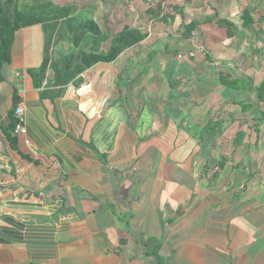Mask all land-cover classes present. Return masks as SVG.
Instances as JSON below:
<instances>
[{
  "label": "crops",
  "instance_id": "1",
  "mask_svg": "<svg viewBox=\"0 0 264 264\" xmlns=\"http://www.w3.org/2000/svg\"><path fill=\"white\" fill-rule=\"evenodd\" d=\"M100 1L15 7L0 264H264V0Z\"/></svg>",
  "mask_w": 264,
  "mask_h": 264
},
{
  "label": "trees",
  "instance_id": "2",
  "mask_svg": "<svg viewBox=\"0 0 264 264\" xmlns=\"http://www.w3.org/2000/svg\"><path fill=\"white\" fill-rule=\"evenodd\" d=\"M8 3L12 2V0H7ZM49 15L45 12H35L25 10L20 13H16L13 16L9 15V13L3 8L2 2L0 1V82L2 81L1 69L4 65L9 64L10 62V49L13 43L14 34L16 31L37 24L40 21H46L48 18H61L62 16H67L66 14L55 15L48 17ZM225 27H227L229 37L233 36L234 28L229 23H224ZM123 35L119 34V39L124 37V31H122ZM142 39L141 35H134L130 41L137 42ZM125 46V45H123ZM120 51V47L118 48ZM264 88V83L258 88V92L262 91ZM17 104L16 96L13 97V110Z\"/></svg>",
  "mask_w": 264,
  "mask_h": 264
},
{
  "label": "rangeland",
  "instance_id": "3",
  "mask_svg": "<svg viewBox=\"0 0 264 264\" xmlns=\"http://www.w3.org/2000/svg\"><path fill=\"white\" fill-rule=\"evenodd\" d=\"M2 2L3 8L13 16L15 14V7L18 6V9H21L23 5L30 4L34 0H12L8 3L7 0H0ZM45 2H53L54 4H71L75 7H89L95 5L96 0H43ZM99 5H111L108 0L100 1ZM17 12V11H16ZM92 17V14L89 13H78L76 17L83 19L84 17Z\"/></svg>",
  "mask_w": 264,
  "mask_h": 264
},
{
  "label": "built area",
  "instance_id": "4",
  "mask_svg": "<svg viewBox=\"0 0 264 264\" xmlns=\"http://www.w3.org/2000/svg\"><path fill=\"white\" fill-rule=\"evenodd\" d=\"M14 118H15V125H14V130L13 133L15 135H24L25 134V129L23 125V113H22V107L21 105H16L14 112H13ZM27 144V142H26ZM216 172V169H212L207 173L208 177H212Z\"/></svg>",
  "mask_w": 264,
  "mask_h": 264
}]
</instances>
